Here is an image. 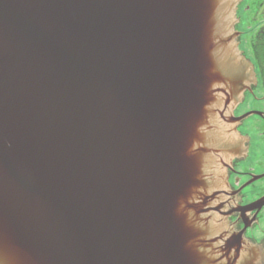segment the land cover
I'll use <instances>...</instances> for the list:
<instances>
[{"label":"water","instance_id":"95a60500","mask_svg":"<svg viewBox=\"0 0 264 264\" xmlns=\"http://www.w3.org/2000/svg\"><path fill=\"white\" fill-rule=\"evenodd\" d=\"M239 2L0 0V264H264L229 220Z\"/></svg>","mask_w":264,"mask_h":264},{"label":"rangeland","instance_id":"374dc122","mask_svg":"<svg viewBox=\"0 0 264 264\" xmlns=\"http://www.w3.org/2000/svg\"><path fill=\"white\" fill-rule=\"evenodd\" d=\"M236 18L238 19V23L235 26V30L240 34L237 39L239 48L245 57L254 65L258 84L254 94L260 97L264 95V87L261 84L256 61L253 59L252 43L257 31L261 27H264V0H240ZM255 87H252L253 91ZM261 104L260 101H257V98H253L250 93L247 94L246 92L242 103L237 106L235 111L240 114H245L249 111H257L261 108ZM239 131L241 135L248 139V141L250 140L252 144L250 160L245 164V168L251 167V169L257 173L263 171L264 138H261V132L264 131V124L257 115H251L245 119ZM246 143L247 142H244L243 146H246ZM246 191L248 192L249 188Z\"/></svg>","mask_w":264,"mask_h":264},{"label":"flooded vegetation","instance_id":"af4514ba","mask_svg":"<svg viewBox=\"0 0 264 264\" xmlns=\"http://www.w3.org/2000/svg\"><path fill=\"white\" fill-rule=\"evenodd\" d=\"M257 87L258 84L254 88L253 94ZM253 94H251L252 97L257 98V101L262 103L261 108L257 112H261L263 116H257L264 124V95L259 97ZM234 114L235 116L243 115L242 113H236V111ZM244 121L245 119L239 125V130L242 128ZM261 138H264V131L261 132ZM246 146L249 149L248 153L240 158H234L227 173L231 191H237L233 208H238V210L233 211L229 215V220L234 225L235 230L241 231L244 229L246 238L264 247V205L258 208L255 205L250 206L264 197V177L250 182L252 177L263 175L264 170L257 173L251 167L245 168V164L250 160V150L252 149L250 140L246 143ZM248 188L249 191L247 192Z\"/></svg>","mask_w":264,"mask_h":264},{"label":"trees","instance_id":"16d2710c","mask_svg":"<svg viewBox=\"0 0 264 264\" xmlns=\"http://www.w3.org/2000/svg\"><path fill=\"white\" fill-rule=\"evenodd\" d=\"M253 59L256 61L258 67L261 84L264 87V27H261L252 43Z\"/></svg>","mask_w":264,"mask_h":264}]
</instances>
